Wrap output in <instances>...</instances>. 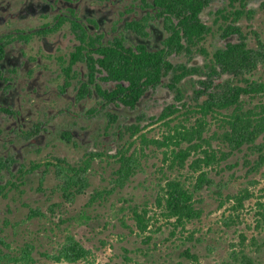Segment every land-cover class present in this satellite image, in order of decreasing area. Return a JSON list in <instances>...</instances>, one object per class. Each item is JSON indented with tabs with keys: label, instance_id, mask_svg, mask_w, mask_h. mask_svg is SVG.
Masks as SVG:
<instances>
[{
	"label": "flooded vegetation",
	"instance_id": "obj_1",
	"mask_svg": "<svg viewBox=\"0 0 264 264\" xmlns=\"http://www.w3.org/2000/svg\"><path fill=\"white\" fill-rule=\"evenodd\" d=\"M250 13L249 0H0V195L43 154L65 165L63 147L97 148L190 105L229 73L215 56L246 41Z\"/></svg>",
	"mask_w": 264,
	"mask_h": 264
},
{
	"label": "rangeland",
	"instance_id": "obj_2",
	"mask_svg": "<svg viewBox=\"0 0 264 264\" xmlns=\"http://www.w3.org/2000/svg\"><path fill=\"white\" fill-rule=\"evenodd\" d=\"M263 1L249 0L252 13L240 21L249 47L256 48L258 38L264 41ZM220 42L217 35L209 36L206 46L212 49ZM246 78L264 81V62L251 72L225 73L215 81L244 85ZM206 97L198 93L188 98L190 105L134 132L126 130L120 140L97 148L63 147L65 167L89 163L83 173L88 184L82 191L73 185V195L64 192L54 154L37 157L41 166L22 174L20 183L0 195V264H11L9 258L20 256L27 246L28 264H236L244 255L264 264V133L256 143L231 150L220 135L233 108L204 114L200 107ZM243 104L260 111L264 94L244 95ZM202 118L207 122L203 139H183L178 132ZM181 147L190 152L184 163L176 156ZM213 149L219 162L196 163ZM96 150L99 154L90 155ZM119 150L137 162L136 173L123 187L114 183ZM201 170L212 182L198 181ZM174 179L195 192L194 204L201 212L185 224L168 217L157 201ZM135 209L146 227L139 224ZM69 237L89 249L87 258H57Z\"/></svg>",
	"mask_w": 264,
	"mask_h": 264
},
{
	"label": "trees",
	"instance_id": "obj_3",
	"mask_svg": "<svg viewBox=\"0 0 264 264\" xmlns=\"http://www.w3.org/2000/svg\"><path fill=\"white\" fill-rule=\"evenodd\" d=\"M237 18V17H236ZM197 31L200 32V27L203 24L197 18ZM216 60L221 68V72L228 71L229 73L240 74L241 72H251L256 69L260 63L264 62V41L258 38V46L256 48L249 47L245 40L240 43H229L227 48L220 49L216 54ZM214 71L216 67L214 66ZM246 84H233L231 81L227 83L217 84L215 79L208 81L203 80L204 88L198 90V93H204L207 97L201 103V109L204 114L216 109L233 108L232 112L227 115L224 120L226 125L224 131L221 133L223 141L228 143L231 150H240L244 144H254L257 138L264 133V107L257 111L253 107L245 108L243 104V96H253L256 94H264V81L245 79ZM197 93V94H198ZM170 111L165 116L171 114ZM196 126H191L189 129L179 131L178 133L183 139L189 141L203 139V132L206 128V119L197 121ZM139 128H133V132ZM183 134V135H182ZM216 150L205 151V157L197 158L196 163L204 161L205 164H215L220 160L215 152ZM189 151L180 148L176 156L184 163ZM91 154H99V152L92 151ZM118 158L120 166L116 170V177L114 179L115 185L123 187L126 182L136 173L137 162L132 155H128L123 150L118 151ZM261 161H264L262 159ZM84 167H65L62 162H59V167L63 180L64 192L68 195H73L72 186L78 185L77 191L84 190L87 186V180L83 176L86 173L89 163ZM198 181L212 182L209 179L206 171L199 172ZM195 192L188 188L182 181L174 179L168 181L166 187L163 188V193L158 196L157 201L161 204L170 218H175L178 223L185 224V222L200 217V210L194 204ZM135 215L139 219L141 227H146L143 221V216L135 209ZM30 246L23 248L20 256L10 257L11 264H28L32 259ZM90 254L89 249L83 246L78 240L69 237L66 243L62 246L57 258H64L69 262H75L81 258H87ZM193 258H197L195 254H189ZM236 264H260L256 263L249 256L244 255L239 263Z\"/></svg>",
	"mask_w": 264,
	"mask_h": 264
}]
</instances>
